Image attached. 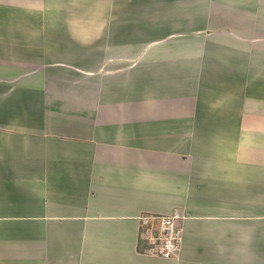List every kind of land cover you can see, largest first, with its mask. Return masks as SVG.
Returning a JSON list of instances; mask_svg holds the SVG:
<instances>
[{
  "label": "crops",
  "instance_id": "crops-1",
  "mask_svg": "<svg viewBox=\"0 0 264 264\" xmlns=\"http://www.w3.org/2000/svg\"><path fill=\"white\" fill-rule=\"evenodd\" d=\"M0 264H264V0H0Z\"/></svg>",
  "mask_w": 264,
  "mask_h": 264
},
{
  "label": "built area",
  "instance_id": "built-area-1",
  "mask_svg": "<svg viewBox=\"0 0 264 264\" xmlns=\"http://www.w3.org/2000/svg\"><path fill=\"white\" fill-rule=\"evenodd\" d=\"M183 215L145 213L139 217L140 252L161 259H175L182 248Z\"/></svg>",
  "mask_w": 264,
  "mask_h": 264
}]
</instances>
